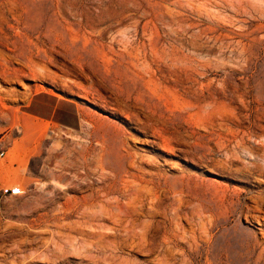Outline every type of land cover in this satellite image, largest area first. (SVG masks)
I'll return each mask as SVG.
<instances>
[{"label":"rangeland","instance_id":"1","mask_svg":"<svg viewBox=\"0 0 264 264\" xmlns=\"http://www.w3.org/2000/svg\"><path fill=\"white\" fill-rule=\"evenodd\" d=\"M0 147V264H264V0H0Z\"/></svg>","mask_w":264,"mask_h":264},{"label":"built area","instance_id":"2","mask_svg":"<svg viewBox=\"0 0 264 264\" xmlns=\"http://www.w3.org/2000/svg\"><path fill=\"white\" fill-rule=\"evenodd\" d=\"M6 150L0 147V159L5 155ZM23 190L17 184L4 185L0 187V197H9L22 194Z\"/></svg>","mask_w":264,"mask_h":264},{"label":"trees","instance_id":"3","mask_svg":"<svg viewBox=\"0 0 264 264\" xmlns=\"http://www.w3.org/2000/svg\"><path fill=\"white\" fill-rule=\"evenodd\" d=\"M61 103L65 105V110L61 113V115H62L61 117L65 116V115H71L72 116L74 114L73 105L66 100H61ZM60 118H59V120L62 122L63 119H60Z\"/></svg>","mask_w":264,"mask_h":264},{"label":"bare ground","instance_id":"4","mask_svg":"<svg viewBox=\"0 0 264 264\" xmlns=\"http://www.w3.org/2000/svg\"><path fill=\"white\" fill-rule=\"evenodd\" d=\"M99 158V157H98ZM99 166H101L100 164H99ZM96 167V166H95ZM101 170V169H100ZM101 173V172H100ZM106 174V173H105ZM112 176V175H111ZM108 179V178H107ZM100 189V188H99ZM103 195H105V194H103ZM105 198H106V196H105ZM116 200V199H115ZM113 201V200H112ZM117 201V200H116ZM109 202V201H108ZM111 202V201H110ZM109 202V203H110ZM114 205V204H113ZM118 205V204H117ZM101 207V206H100ZM103 207V206H102ZM121 208V207H120ZM114 209H115V207H114ZM116 209H118L117 208V206H116ZM121 210V209H120ZM44 214V213H43ZM48 214V213H47ZM49 215V214H48ZM65 215V214H64ZM54 216V215H53ZM57 216V215H56ZM49 218V217H48ZM57 218V217H56ZM47 220V219H46ZM45 220V221H46ZM49 220H50V218H49ZM48 220V221H49ZM41 221H43V220H41ZM55 221V220H54ZM56 221H58V220H56ZM122 221V220H121ZM39 222V221H38ZM47 222V221H46ZM50 222V221H49ZM119 222V221H118ZM52 223V222H51ZM46 224V223H45ZM53 224V223H52ZM54 225V224H53ZM58 225H59V223H58ZM65 225H68V224H66L65 223ZM41 226H43V223H42V225ZM69 226V225H68ZM57 227V226H56ZM66 226H64V228H65ZM61 227L59 226V229H60ZM63 228V227H62ZM76 228V227H75ZM56 230H57V228H56ZM68 230V229H67ZM48 231V230H47ZM58 232V231H57ZM55 233V232H54ZM60 234H61V232H59ZM55 235V234H54ZM59 235V234H58ZM65 235V234H64ZM60 237H63V236H60ZM28 239V238H27ZM41 239V238H40ZM46 242V241H45ZM51 242V241H50ZM53 244V243H52ZM47 245V244H46ZM51 248V247H50ZM69 248V247H68ZM71 248V247H70ZM114 249V248H113ZM54 250V249H53ZM51 251V250H50ZM72 251V250H71ZM46 252V251H45ZM53 253V252H52ZM56 253V252H55ZM64 254H66V252L64 253ZM61 255V254H60ZM51 256V258H57L58 257V255H54V254H51L50 255ZM45 257V256H44ZM67 258V257H66ZM82 259V258H81ZM105 259V258H104ZM103 260V259H102ZM51 261V260H50ZM157 263V262H156ZM81 264V263H80ZM158 264V263H157ZM166 264V263H165Z\"/></svg>","mask_w":264,"mask_h":264},{"label":"crops","instance_id":"5","mask_svg":"<svg viewBox=\"0 0 264 264\" xmlns=\"http://www.w3.org/2000/svg\"><path fill=\"white\" fill-rule=\"evenodd\" d=\"M32 99V98H31ZM27 107H29L31 110H30V112H31V114L32 115H37V114H39V112L36 110V107L34 108L32 105H31V100L27 103ZM53 112H55V109H52V111H51V114L53 113Z\"/></svg>","mask_w":264,"mask_h":264}]
</instances>
